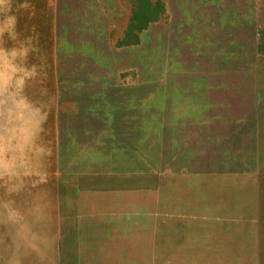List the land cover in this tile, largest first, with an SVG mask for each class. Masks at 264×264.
<instances>
[{"label":"rangeland","instance_id":"obj_1","mask_svg":"<svg viewBox=\"0 0 264 264\" xmlns=\"http://www.w3.org/2000/svg\"><path fill=\"white\" fill-rule=\"evenodd\" d=\"M0 51V264H264V0H4Z\"/></svg>","mask_w":264,"mask_h":264},{"label":"clouds","instance_id":"obj_2","mask_svg":"<svg viewBox=\"0 0 264 264\" xmlns=\"http://www.w3.org/2000/svg\"><path fill=\"white\" fill-rule=\"evenodd\" d=\"M4 3V0H0V5ZM2 54V51H0ZM10 88V84H6L2 77H0V107L6 104L4 96L7 90ZM14 120L16 123L15 133L18 138L23 140L29 133L30 130V112L29 109L24 105H18L14 111ZM5 142L4 137L0 136V175L3 174L4 163H5Z\"/></svg>","mask_w":264,"mask_h":264}]
</instances>
